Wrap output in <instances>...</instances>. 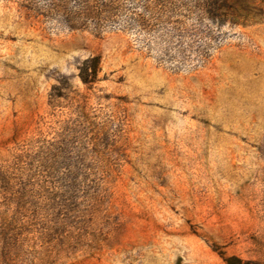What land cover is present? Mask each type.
Instances as JSON below:
<instances>
[{"label": "rangeland", "instance_id": "374dc122", "mask_svg": "<svg viewBox=\"0 0 264 264\" xmlns=\"http://www.w3.org/2000/svg\"><path fill=\"white\" fill-rule=\"evenodd\" d=\"M212 2L0 0V264H264V0Z\"/></svg>", "mask_w": 264, "mask_h": 264}, {"label": "trees", "instance_id": "16d2710c", "mask_svg": "<svg viewBox=\"0 0 264 264\" xmlns=\"http://www.w3.org/2000/svg\"><path fill=\"white\" fill-rule=\"evenodd\" d=\"M218 1H220V0H213V2L211 4V7H214L215 10H218L216 6H220ZM97 75H98V68H97V66L94 67V68H92V69L90 68L88 70L87 77H89L90 79L91 78H95ZM87 77L86 76H83L82 77L84 83L89 84L90 82L91 83L94 82V80H89V78H87Z\"/></svg>", "mask_w": 264, "mask_h": 264}]
</instances>
